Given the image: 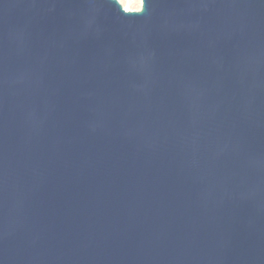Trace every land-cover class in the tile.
<instances>
[{
    "label": "water",
    "instance_id": "water-1",
    "mask_svg": "<svg viewBox=\"0 0 264 264\" xmlns=\"http://www.w3.org/2000/svg\"><path fill=\"white\" fill-rule=\"evenodd\" d=\"M0 264H264V0H0Z\"/></svg>",
    "mask_w": 264,
    "mask_h": 264
},
{
    "label": "rangeland",
    "instance_id": "rangeland-1",
    "mask_svg": "<svg viewBox=\"0 0 264 264\" xmlns=\"http://www.w3.org/2000/svg\"><path fill=\"white\" fill-rule=\"evenodd\" d=\"M122 7H127L128 11H138L140 9V0H118Z\"/></svg>",
    "mask_w": 264,
    "mask_h": 264
},
{
    "label": "bare ground",
    "instance_id": "bare-ground-1",
    "mask_svg": "<svg viewBox=\"0 0 264 264\" xmlns=\"http://www.w3.org/2000/svg\"><path fill=\"white\" fill-rule=\"evenodd\" d=\"M117 1H118V0H117ZM123 8H124V10L128 11V8H127V7L124 6Z\"/></svg>",
    "mask_w": 264,
    "mask_h": 264
}]
</instances>
